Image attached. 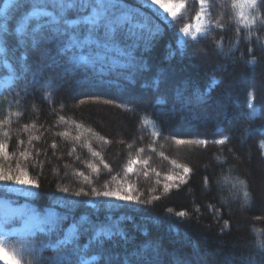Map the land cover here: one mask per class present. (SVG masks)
I'll use <instances>...</instances> for the list:
<instances>
[{"label": "trees", "instance_id": "1", "mask_svg": "<svg viewBox=\"0 0 264 264\" xmlns=\"http://www.w3.org/2000/svg\"><path fill=\"white\" fill-rule=\"evenodd\" d=\"M170 1L185 4L177 20L165 21L139 0H128L129 6L138 7L161 28L138 53L143 67L130 82L110 83L112 76L80 69L59 85L43 87L42 82L35 91L29 86L27 92L23 89L32 78L34 58L15 38V6L9 7L8 35L0 41V57L8 66L0 62V78L10 75L12 82L0 89V144L6 146L12 163L0 153V169L11 174V167L18 174L15 162L23 159L19 156L23 148L35 165L26 178L39 186L30 198L2 188L0 197L15 204L27 202L39 213L63 212L60 204L66 194L58 188H74L70 181L82 180L77 172L88 174L97 187L115 186L130 177L144 199L153 195L160 199L147 205L130 204L113 214L114 219L131 217L120 222L124 237L94 246L89 245V237H83L79 246L85 264H122L125 255L146 245L159 246L165 264H260L264 201L260 203L256 193L264 196V9L259 7L264 0H257V7L245 4L246 8L241 3L234 6V0H204L206 32L182 46L178 45L179 29L192 23L202 7L198 0ZM226 12L230 23L217 28V23L226 21ZM178 94L198 115L207 108V118L193 120L188 111L170 116ZM198 98L208 103L198 104ZM216 100L223 107H215ZM64 132L69 135H58ZM78 134L100 157L93 158L87 147L73 142ZM194 140L205 143H187ZM53 143L56 149L51 148ZM34 149L37 155H32ZM100 158L111 172L98 164ZM129 160L137 161L135 174L125 172ZM144 160L151 169L145 168ZM89 163L101 168V173H92ZM176 165L187 166L191 172L184 176L185 184L165 193L166 175L177 179L184 175ZM146 170L150 178L144 176ZM65 173L68 178L61 180ZM179 212L185 215L178 216ZM76 213H88L100 222L107 214L103 209L95 214L87 205ZM43 255L54 252L47 247ZM29 259L22 254L21 263L28 264Z\"/></svg>", "mask_w": 264, "mask_h": 264}, {"label": "snow or ice", "instance_id": "2", "mask_svg": "<svg viewBox=\"0 0 264 264\" xmlns=\"http://www.w3.org/2000/svg\"><path fill=\"white\" fill-rule=\"evenodd\" d=\"M198 2L203 6L204 0ZM144 3L155 9L156 13H163L165 18L170 17L172 20L178 19L176 9L184 7L182 2L170 3L169 0H144ZM237 3L257 7V0H234V6ZM10 5L15 6V15L12 17L17 20L14 29L15 38L19 40L21 47L31 52L34 58L33 75L23 89L25 92L28 91L29 86L35 91L36 86L41 85L42 82L43 87L59 85L66 77L80 69H86L100 77L112 76L110 83L122 85L130 82L135 71L143 67L138 53L142 48H147L151 39L161 31L159 24H154L138 7L129 6L128 0H6L4 8H0V41H4L8 35ZM259 7L264 9V4H260ZM225 17L226 21L217 23V28L222 27L225 22L230 23L227 12ZM200 18L201 14L197 12L195 19L199 21ZM179 22L183 23L182 16ZM179 31L196 41L197 35L201 33V25L196 24L193 31L190 25L184 24ZM220 52L223 53L222 48ZM28 70L27 67L24 68L25 73ZM25 79H27L26 75ZM19 94L17 92L16 96ZM105 103L111 101L106 100ZM207 103L205 99L198 98V104ZM214 104L217 108L223 107L220 100H216ZM186 111L190 112L193 120H200L201 116L207 118V108H202L198 115L195 111H190L189 101L178 94L177 101L169 110L170 116ZM60 119L63 121L64 117L61 116ZM76 127L78 129L80 125ZM88 132L90 135H95L91 129H88ZM4 135L8 136V133L5 132ZM58 135L67 137L69 133H58ZM73 142L87 147L93 158L100 157V153L93 151L86 138H82L81 135H76ZM176 142L185 143L181 140ZM216 142L224 143V141ZM187 143L204 144L205 141L194 140ZM5 147L4 144H0V153L11 165L12 161ZM51 148L56 149L57 144L53 143ZM140 151L143 152L144 149ZM37 154V150L34 149L32 155ZM19 156L23 159L15 162L18 174L11 172V167L9 169L11 174H6L0 169V186L6 191H14L8 187L9 184L31 188L39 186L37 181L26 178L29 171L35 168V165L30 163L29 153L22 148ZM161 156L167 160L163 153ZM98 164L103 165V169L112 171L102 158L98 160ZM135 164H137L136 160H129L125 172L135 174L133 169ZM143 164L146 169H151L148 160H144ZM87 167L97 175L102 171L92 163ZM176 167L182 168L184 175H180L178 179L166 175L165 179L168 183L163 185L165 193L174 186L185 184L184 176L191 172L187 166L176 165ZM156 175L158 177L160 173L157 172ZM144 176L150 178L147 170L144 171ZM76 177H82V180L70 181L74 184V188L69 186L58 188V191L66 194L60 204L64 209L63 212L52 210L41 215L35 210H29L26 205L13 207L12 201L0 199V233L7 230L13 236L18 233L23 235L18 251L30 257L28 264H85L83 251L79 246L83 237H89L90 246L99 245L105 239L124 237L120 222L130 220L131 217L121 215L118 219H114L113 214L121 207L130 204L147 205L160 199L155 195L144 199L136 185L130 182V177L115 186L105 183L99 187L96 186V181L83 171L77 172ZM67 178L68 174L65 173L61 180ZM159 183L157 179L156 184ZM207 183L208 181L205 180V184ZM23 195L30 196L32 193L26 192ZM81 205H87L95 214L102 209L105 210L107 214L104 221L100 222L98 218L88 213L77 215L76 210ZM168 211L170 212L171 209ZM177 215L184 216L185 213L179 212ZM17 223L21 225L19 229L15 227ZM38 234H43V238ZM5 244L6 241L0 236V254H3L5 264H9V261L11 264H21L18 252L9 253ZM47 247L52 248L54 255H43V249ZM122 264H165V260L159 246L146 245L125 255ZM260 264H264V253L261 254Z\"/></svg>", "mask_w": 264, "mask_h": 264}, {"label": "rangeland", "instance_id": "3", "mask_svg": "<svg viewBox=\"0 0 264 264\" xmlns=\"http://www.w3.org/2000/svg\"><path fill=\"white\" fill-rule=\"evenodd\" d=\"M139 2H140V4H141V6H146V7H148L147 5H145L144 0H139ZM169 2H170V3H180V2L170 1V0H169ZM5 3H6V0H3V2H2V4H1V7H0V8H4ZM183 4H184V3H183ZM241 4H242V6H243L244 8H246L245 4H243V3H241ZM200 5H201V4H200ZM10 6H11V5H10ZM10 6H9V7H10ZM184 6H185V4H184ZM201 7H202V8H201V10H200V12H199V13L201 14V18H200V20L197 21V20L194 18V20L192 21V23L188 24V25H190V26L192 27L193 31L195 30V25H196V24L199 23V24L201 25V33L198 34L197 37L204 35V33L206 32V29H207V25H208V23H207V18H206V14H205V7H204V4H203V6H201ZM148 8H150V7H148ZM183 8H184V7H183ZM183 8L176 9L178 15L180 14V12H181V10H182ZM150 9H152L153 11H155V9H153V8H150ZM155 12H156V11H155ZM157 14H158L163 20H165V21L172 20L170 17H169V18H165V14H163V13H157ZM195 17H196V16H195ZM186 40H192L191 36H187V37H186V36L183 35V33H181V32L179 31L178 45H179V46H182V45L185 43ZM1 52H2V49H1V46H0V53H1ZM0 62L4 63L6 66H8V64H7L4 60H2L1 57H0ZM11 82H12V76H10V75H6V76H4V77H1V78H0V89L3 88V87H6V86H8V85H10ZM262 180H263V182H264V177H263V176H262V178H261V182H262ZM8 187L14 189V191H6V189H5L3 186H0V188L4 189L6 193L13 194V195L20 196V197H24V198H30V197H32L33 192H34V188H31V187L19 186V185H14V184H9ZM26 192H30V193H32V195H30V196H29V195H23V193H26ZM256 195H257V200L260 201V203L263 204L264 196H262V194H260V192H259L258 190H257ZM0 199H6V200H9V201H10V199L5 198V197H0ZM22 205H26V206L28 207L29 210H35V208H34L33 206H31V205H30L29 203H27V202H23V203H21V204H15V203H13V207H20V206H22ZM260 205H261V204H260ZM261 206H263V205H261ZM263 208H264V207H263ZM35 211H36V210H35ZM48 211H49V210H48ZM36 212H37V211H36ZM37 213H39V212H37ZM45 213H46V212H45ZM40 214L43 215L44 213H40ZM15 227H16L17 229H19V228L21 227V225H20L19 223H17V224L15 225ZM0 236H2L3 239L6 241L5 247L7 248V250L9 251V253L14 252V251H17V252H18V258H19L20 261H21V256H22L23 253H22V252H19L18 250H19V242L23 239V235H22L21 233H18L17 235L13 236V235L9 234V233L7 232V230H5L4 233H0ZM0 264H5V260H4V256H3V254H0ZM9 264H11L10 261H9ZM21 264H22V263H21Z\"/></svg>", "mask_w": 264, "mask_h": 264}]
</instances>
